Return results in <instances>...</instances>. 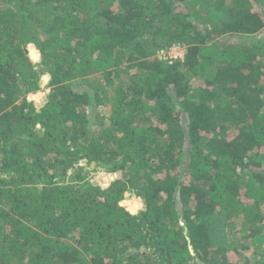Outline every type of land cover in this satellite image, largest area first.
I'll list each match as a JSON object with an SVG mask.
<instances>
[{"label": "trees", "instance_id": "1", "mask_svg": "<svg viewBox=\"0 0 264 264\" xmlns=\"http://www.w3.org/2000/svg\"><path fill=\"white\" fill-rule=\"evenodd\" d=\"M263 33L264 0H0V264H264Z\"/></svg>", "mask_w": 264, "mask_h": 264}, {"label": "rangeland", "instance_id": "2", "mask_svg": "<svg viewBox=\"0 0 264 264\" xmlns=\"http://www.w3.org/2000/svg\"><path fill=\"white\" fill-rule=\"evenodd\" d=\"M264 34V33H263ZM28 49V55H29V48ZM186 52V48L184 46H178V45H174L173 47H171L168 51V54L167 55H163L162 52H160L157 56L162 58L163 56H170L172 58H175V57H178V58H182V56L184 55V53ZM39 54V53H38ZM30 57V55H29ZM31 59V57H30ZM32 60V59H31ZM39 60V57L36 61ZM32 62H35L32 60ZM48 79L44 78V77H41V81H40V87H41V90H39L38 92H36L35 94H30L29 96H31L32 100L36 103V104H40L42 103L44 100L43 98L45 99V96L47 94V89L45 88V85H46V82H47ZM109 176L110 175H107L105 173H102V172H98V173H93L90 175V181L91 182H94L96 183L97 185L99 184L101 187H104L103 185L104 184H107L110 180H109ZM134 198V197H132ZM139 199V198H137ZM140 200V204H139V208H141V206L143 205L142 202H141V199Z\"/></svg>", "mask_w": 264, "mask_h": 264}, {"label": "water", "instance_id": "3", "mask_svg": "<svg viewBox=\"0 0 264 264\" xmlns=\"http://www.w3.org/2000/svg\"><path fill=\"white\" fill-rule=\"evenodd\" d=\"M27 48H29V49H33L34 48V45H28L27 47L25 46L24 47V52H25V54H28V49ZM32 97L31 96H28V100H32L31 99ZM43 100H45L44 98H43ZM41 104V103H40ZM84 163V162H83ZM91 168H93L94 167V163H91ZM109 180L110 181H113L114 180V176L113 175H110L109 176ZM95 184V183H94ZM104 187H107V186H109V183H107V184H104L103 185ZM132 197L130 196V195H125V197H124V200H129V199H131ZM124 200L121 202V205L122 206H124V207H126L125 205H124ZM129 212H130V214H133V212L131 211V210H129Z\"/></svg>", "mask_w": 264, "mask_h": 264}, {"label": "built area", "instance_id": "4", "mask_svg": "<svg viewBox=\"0 0 264 264\" xmlns=\"http://www.w3.org/2000/svg\"><path fill=\"white\" fill-rule=\"evenodd\" d=\"M168 58H172V57H170V56H167ZM183 57V56H182ZM176 58H178V57H175L174 59H176ZM179 59H182V58H179Z\"/></svg>", "mask_w": 264, "mask_h": 264}, {"label": "clouds", "instance_id": "5", "mask_svg": "<svg viewBox=\"0 0 264 264\" xmlns=\"http://www.w3.org/2000/svg\"><path fill=\"white\" fill-rule=\"evenodd\" d=\"M180 46H181V45H180ZM184 55H185V53H184ZM184 55H183V57H184ZM183 57H182V58H183Z\"/></svg>", "mask_w": 264, "mask_h": 264}]
</instances>
